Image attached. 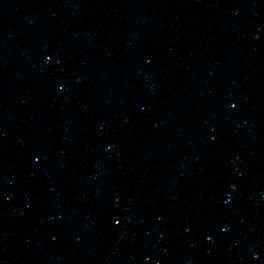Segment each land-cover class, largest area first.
<instances>
[{
  "label": "water",
  "instance_id": "water-1",
  "mask_svg": "<svg viewBox=\"0 0 264 264\" xmlns=\"http://www.w3.org/2000/svg\"><path fill=\"white\" fill-rule=\"evenodd\" d=\"M0 264H264V0H0Z\"/></svg>",
  "mask_w": 264,
  "mask_h": 264
}]
</instances>
